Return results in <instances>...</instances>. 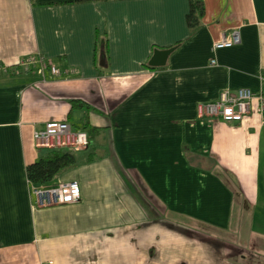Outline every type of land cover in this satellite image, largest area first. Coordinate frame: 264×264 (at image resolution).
<instances>
[{"label": "crops", "instance_id": "crops-1", "mask_svg": "<svg viewBox=\"0 0 264 264\" xmlns=\"http://www.w3.org/2000/svg\"><path fill=\"white\" fill-rule=\"evenodd\" d=\"M204 5L191 29L188 0H0V264H264L257 102L238 122L197 111L259 92L264 0ZM231 30L240 43L214 49ZM36 55L51 72L18 67ZM49 121L96 131L54 180L80 199L36 206L25 170Z\"/></svg>", "mask_w": 264, "mask_h": 264}, {"label": "built area", "instance_id": "built-area-1", "mask_svg": "<svg viewBox=\"0 0 264 264\" xmlns=\"http://www.w3.org/2000/svg\"><path fill=\"white\" fill-rule=\"evenodd\" d=\"M240 43L237 30L224 33L220 40L214 43L213 48L231 47ZM34 59V60H30ZM28 58L21 64L40 62L38 58ZM44 68L39 69L43 73ZM260 90L252 92L249 88H238L235 93L228 89L219 92L215 100L198 104L197 111L200 117L215 118L225 121H241L248 115L253 100H256V114L264 124V69L260 76ZM33 141L39 148H68L74 151L84 150L88 147L90 140L86 131L73 129L67 121H49L42 129L33 132ZM30 194L33 196L36 206H51L58 204L73 203L80 199L78 183L52 182L46 185H30Z\"/></svg>", "mask_w": 264, "mask_h": 264}, {"label": "trees", "instance_id": "trees-1", "mask_svg": "<svg viewBox=\"0 0 264 264\" xmlns=\"http://www.w3.org/2000/svg\"><path fill=\"white\" fill-rule=\"evenodd\" d=\"M189 10L186 15L187 26L195 29L199 26L200 20L204 14V0H188ZM175 47V46H171ZM106 53V39L103 36L96 37L94 56L104 59ZM41 61L37 63L39 68H49L51 65L47 59L41 55L34 56ZM18 65L14 66L17 68ZM10 68V67H9ZM83 104L78 101L72 102V108L81 107ZM73 129H81L86 131L89 138L93 137L96 128L85 122L82 126ZM76 151L68 148H39L36 160L26 166V179L30 185L40 186L54 182L55 178L64 170L73 167L77 163ZM89 156V155H88ZM90 157V156H89ZM90 160V158L88 159Z\"/></svg>", "mask_w": 264, "mask_h": 264}, {"label": "water", "instance_id": "water-1", "mask_svg": "<svg viewBox=\"0 0 264 264\" xmlns=\"http://www.w3.org/2000/svg\"><path fill=\"white\" fill-rule=\"evenodd\" d=\"M173 49L174 47H169L166 49L155 48L147 64L152 67L163 66L166 62L167 57L173 51Z\"/></svg>", "mask_w": 264, "mask_h": 264}, {"label": "rangeland", "instance_id": "rangeland-1", "mask_svg": "<svg viewBox=\"0 0 264 264\" xmlns=\"http://www.w3.org/2000/svg\"><path fill=\"white\" fill-rule=\"evenodd\" d=\"M30 58H35V57H34V56H31V57H29V59H30ZM26 59H28V58H25V60H26ZM25 60H24V61H25ZM30 60H34V59H30ZM35 64H37V62H31V63L21 64V65L18 66V67H22L23 69L28 70V69L30 68V65L35 66ZM37 66H38V65H37ZM38 68H39V66L35 68L37 72L39 71V70H37ZM76 155H79V154L76 153Z\"/></svg>", "mask_w": 264, "mask_h": 264}]
</instances>
